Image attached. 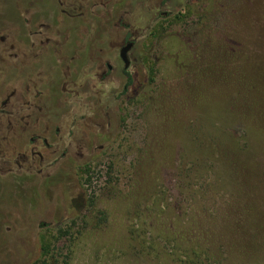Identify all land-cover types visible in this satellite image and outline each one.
<instances>
[{"label": "rangeland", "instance_id": "rangeland-1", "mask_svg": "<svg viewBox=\"0 0 264 264\" xmlns=\"http://www.w3.org/2000/svg\"><path fill=\"white\" fill-rule=\"evenodd\" d=\"M141 3L126 92L103 10L0 74V264H264V0Z\"/></svg>", "mask_w": 264, "mask_h": 264}, {"label": "flooded vegetation", "instance_id": "flooded-vegetation-1", "mask_svg": "<svg viewBox=\"0 0 264 264\" xmlns=\"http://www.w3.org/2000/svg\"><path fill=\"white\" fill-rule=\"evenodd\" d=\"M148 5L145 8L147 13H151L153 11H157V16H168V12H160V8L169 5L173 0H144ZM142 0H53V7L44 11V14H41L37 3H28L18 10V20L13 21L11 19L5 20L3 16L0 14V74L2 77L7 79L12 78L8 70L12 62L20 60L24 58L26 59H35L36 56L42 55L44 53H54L56 62H58V50H55L59 44V31L61 30V17L64 14L67 18L74 19L75 26L74 30H82L86 29V27L90 24H93L94 21V13L96 10H103L105 14H108L109 17L115 14V18H118V23L116 24L118 27L121 25L124 28L129 27L132 30V33L126 34L122 43H120L118 52L120 60L123 64L122 73L127 78V82L123 87L124 92L129 90L133 85L136 86V76H137V67H135L134 72H132L133 62L137 61V41L140 36V22L137 20L138 15H140L141 11V3ZM188 3V0H186ZM120 15V16H118ZM129 19L131 22L126 23L124 19ZM65 19V21H66ZM156 20V17H155ZM138 21V22H137ZM157 23V21H156ZM154 23L153 25H155ZM67 24L65 23L64 26ZM108 25V24H107ZM63 26V25H62ZM43 30L51 31L53 30L54 40L53 45L51 43H47L44 50H39L38 53L34 55H30V47H31V36L38 37L39 33L30 34L31 30ZM7 32L6 39H3V32ZM57 31V40L55 38V32ZM75 34V33H74ZM77 35V33L75 34ZM51 38H46L45 40H49ZM77 41V40H76ZM78 42V41H77ZM34 45L36 42H33ZM88 44H85V46ZM53 46V47H52ZM18 48V54L13 55L14 48ZM127 48L126 59L122 58L123 50ZM107 71L104 72L103 77L107 78L110 74H112L115 69L110 64H106ZM136 74V76H135ZM31 75H39L43 77L42 73L39 72L31 73ZM29 75H24L21 77H29ZM19 77V76H14ZM47 78V77H43ZM42 78V79H43Z\"/></svg>", "mask_w": 264, "mask_h": 264}, {"label": "water", "instance_id": "water-1", "mask_svg": "<svg viewBox=\"0 0 264 264\" xmlns=\"http://www.w3.org/2000/svg\"><path fill=\"white\" fill-rule=\"evenodd\" d=\"M127 48H125L124 50H123V52H122V58H123V60H125V63L127 64V59H126V52H127Z\"/></svg>", "mask_w": 264, "mask_h": 264}, {"label": "trees", "instance_id": "trees-1", "mask_svg": "<svg viewBox=\"0 0 264 264\" xmlns=\"http://www.w3.org/2000/svg\"><path fill=\"white\" fill-rule=\"evenodd\" d=\"M223 172H224V169L222 168L220 174H223ZM230 186H231L232 190L236 188V185H230Z\"/></svg>", "mask_w": 264, "mask_h": 264}]
</instances>
